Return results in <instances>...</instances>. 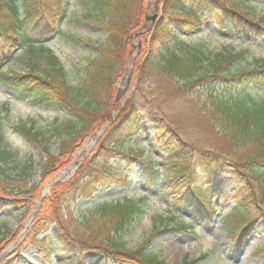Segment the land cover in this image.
Instances as JSON below:
<instances>
[{"label":"trees","instance_id":"16d2710c","mask_svg":"<svg viewBox=\"0 0 264 264\" xmlns=\"http://www.w3.org/2000/svg\"><path fill=\"white\" fill-rule=\"evenodd\" d=\"M65 1L0 0V82L19 96L32 98L37 105L67 113L44 133L35 129L34 122H20L14 127L16 133L39 148L45 157L40 181L33 189L39 192L40 182L44 184L46 177L54 179L72 162L84 141L96 137L102 129L105 137L98 138L96 145H104L100 148L103 150L104 140L110 142L109 150L119 155L117 165L101 164V170L94 171L93 178L92 171L89 172L90 178L80 187L78 199H91L96 192L127 181L129 163H143L144 160L142 154L128 150L126 143L142 135L143 123L148 120L151 131L165 142L164 146L174 147H163L168 154L165 193H168L172 207L192 208L194 204L197 206L193 209L196 218L212 222L219 215L213 206L214 196L219 194L226 198L229 190L246 193L223 217L226 232L235 246L241 248L257 228L258 220L264 218V58L254 59L252 68L242 70L240 63L246 58L247 51L215 52L203 44H189L179 34L201 30L209 14L217 13V24L228 33L245 32L255 39H264V17L249 12L258 0H159L158 18L149 26L146 25L149 0H88L85 5L88 17L107 37L99 46H90L95 57L87 61L83 79L76 87L67 85L65 72L53 55L45 57L46 70L42 74L33 68L24 74L5 73L4 68L15 59L17 51L22 50L34 57L36 52L44 51L41 45L47 39L58 35V19L67 17L62 7ZM143 29L145 31L141 32ZM137 35L140 45L133 43ZM130 59L137 88L121 105L117 81L124 75ZM151 75L173 81L176 88L169 93L149 95L152 90L147 85ZM194 84L206 89L204 113L220 135L229 139L237 153L226 159L225 165L204 166L201 172L191 164L192 160L199 158L215 162L217 157L210 158V153L185 143L168 120L156 111L161 99L183 94ZM216 86L225 89L228 95L217 93ZM7 112L6 107L0 108V195L4 197L0 198V212L25 204L20 197H13L16 193L7 190L11 177L4 168L15 158V154L4 146ZM56 137L61 140L57 155L47 144ZM182 151L184 161L179 155ZM98 164L92 161L86 162L85 166ZM151 172L155 178L153 186L157 188L158 171L153 168ZM24 177L31 179L32 176L24 174ZM77 180L57 183L51 191V198L42 202L39 212L44 213L47 209L48 213L57 214L59 203L61 205L59 195L72 188ZM144 201L125 198L96 205L82 216L77 226L81 232L79 239L78 236L72 239L59 229L56 244L49 237L43 238L41 243L46 254L55 252L56 247L57 251L72 253L74 250L70 252L68 249L73 246L76 250L79 246L83 256H103L116 264H164L147 254L146 245L127 253L121 243L122 235L143 212ZM189 228L193 227L186 225L177 230L187 231ZM32 241H36L35 236ZM38 247L42 248L41 245ZM200 260L186 257L181 264H197ZM87 263V259L80 258L75 264Z\"/></svg>","mask_w":264,"mask_h":264},{"label":"rangeland","instance_id":"374dc122","mask_svg":"<svg viewBox=\"0 0 264 264\" xmlns=\"http://www.w3.org/2000/svg\"><path fill=\"white\" fill-rule=\"evenodd\" d=\"M87 1L66 0L62 7L67 17L58 19V35L47 39L41 45L44 51L36 52L34 57L22 50L17 51L15 59L3 71L24 74L33 68L42 74L46 70L45 57L53 55L57 58L58 66L65 72L67 85L76 87L83 79V70L87 61L95 57L96 53L90 46H99L107 37L103 30L93 26L94 20L88 17L85 10ZM158 1L149 0L150 7L147 10V17L150 19L155 17V19L146 21V25L155 23L158 18ZM249 12L264 17V0L255 2ZM217 19V13H210L201 30L179 35L189 44H203L215 52L247 51L246 58L240 63L242 70L252 68L254 59L264 58V39H255L245 32L228 33L222 26L219 27ZM133 43L140 45L138 35ZM134 54L136 51L132 56ZM133 66V62L126 66L124 75L117 81L118 102L121 105L137 88ZM127 69H130L128 73ZM147 88L152 90L149 95H161V93L173 91L176 86L167 78L151 75ZM215 89L223 96L228 95V92L221 87L216 86ZM187 90L183 94H174L168 99H161L156 111L168 120L185 143L194 145L200 151L210 153L212 155L210 158L217 157L215 162L199 158L192 160L191 164L200 172L204 166L210 165L215 168L225 165L226 159H230L237 153L229 139L220 135L204 113L203 97L206 89L202 85L194 84ZM5 107L8 112L4 119V146L15 154V158L8 161L4 168L6 174L11 177L7 190L16 193L17 195L13 197L15 199L17 196L20 197V201L25 204L14 210L0 212V240L4 239L0 245V264H75L80 258L87 259V264H116L103 256H83L84 253H81L83 251L79 246L76 250L73 246L70 247L68 250L70 252L74 250L72 253L57 251L56 247L55 252L46 254L41 240L49 237L51 242L56 244L60 236L58 229L65 231L72 239H76L77 236L79 239L81 232L77 226L83 215L91 212L96 205L123 201L125 198L145 199L143 212L137 216L121 237L123 249L127 253L146 245L147 254L157 257L164 264H181L186 257L195 260L204 256L205 258L197 264H264V218L258 220L257 228L247 237L241 249L235 246L234 240L226 232L227 225L223 217L242 196L246 195V193L242 194V190H229L226 198L219 194L214 196L213 206L219 215L214 218L213 223L198 220L193 213V209L197 207L194 204L192 208L171 206V200L167 197L168 193H165L168 164L166 160L168 154L163 150L165 142L158 139L157 134L151 131L148 120L143 123L142 135L126 143L128 150L133 149L143 155L144 162L131 161L129 163L127 181L100 190L91 199H78L82 184L90 178L89 172L92 171L93 178L94 171L97 173L101 170V164L108 162L117 165L119 155L109 150L110 142L104 140L105 149L103 150L100 148L104 145L102 147L96 145L98 138L104 139V133L100 130L96 137L87 138L65 169L56 177L54 176V179L46 177L44 184L39 183L41 189L38 192L37 189H33V186L40 181L39 176L45 164V157L39 148L16 133L14 127L20 122H34L35 129L44 133L50 130L56 120L64 119L67 113L57 108L37 105L32 98L25 99L8 90L0 82V108ZM60 141L56 137L47 143L51 152L56 155ZM160 143L161 146H159ZM172 148L174 147L168 146L166 149ZM179 155L181 161H184L183 151ZM92 161L98 162V166H85L86 162L89 164ZM153 168L158 171L157 188L153 186L152 180H155L151 174ZM24 174L32 176L31 179L24 177ZM56 178L63 184L72 182L74 178L78 180L74 182L72 188H69L63 195H59L61 205L59 203V207L57 206V214L52 215L47 209L41 213L39 207L42 206L44 200L51 198V191L56 185L53 182ZM0 198L4 199L1 195ZM186 225L193 228L187 231L177 230L178 227ZM33 236L36 241H32ZM39 245L42 248L38 247Z\"/></svg>","mask_w":264,"mask_h":264},{"label":"water","instance_id":"95a60500","mask_svg":"<svg viewBox=\"0 0 264 264\" xmlns=\"http://www.w3.org/2000/svg\"><path fill=\"white\" fill-rule=\"evenodd\" d=\"M154 19H155V17H153V18H151V19H150V18H147V21H149V20L154 21ZM129 71H130V70H128L127 73H128ZM55 181H56V180H55ZM55 181H54V182H55Z\"/></svg>","mask_w":264,"mask_h":264}]
</instances>
